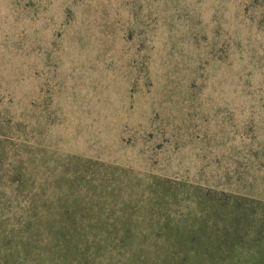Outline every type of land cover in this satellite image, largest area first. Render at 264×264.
Here are the masks:
<instances>
[{"label": "rangeland", "instance_id": "374dc122", "mask_svg": "<svg viewBox=\"0 0 264 264\" xmlns=\"http://www.w3.org/2000/svg\"><path fill=\"white\" fill-rule=\"evenodd\" d=\"M0 264H264V0H0Z\"/></svg>", "mask_w": 264, "mask_h": 264}]
</instances>
